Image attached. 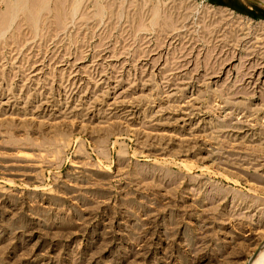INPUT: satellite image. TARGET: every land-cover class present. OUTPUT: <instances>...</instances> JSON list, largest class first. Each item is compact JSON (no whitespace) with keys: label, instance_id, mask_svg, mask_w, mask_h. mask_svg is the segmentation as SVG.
<instances>
[{"label":"rangeland","instance_id":"1","mask_svg":"<svg viewBox=\"0 0 264 264\" xmlns=\"http://www.w3.org/2000/svg\"><path fill=\"white\" fill-rule=\"evenodd\" d=\"M252 1L0 0V264H246L264 240Z\"/></svg>","mask_w":264,"mask_h":264},{"label":"bare ground","instance_id":"2","mask_svg":"<svg viewBox=\"0 0 264 264\" xmlns=\"http://www.w3.org/2000/svg\"><path fill=\"white\" fill-rule=\"evenodd\" d=\"M252 258L249 262H246V264H260L261 258L264 256V240L259 245L258 249L251 255ZM260 262V263H259Z\"/></svg>","mask_w":264,"mask_h":264},{"label":"water","instance_id":"3","mask_svg":"<svg viewBox=\"0 0 264 264\" xmlns=\"http://www.w3.org/2000/svg\"><path fill=\"white\" fill-rule=\"evenodd\" d=\"M252 256H250L248 259H247V262H249L251 260Z\"/></svg>","mask_w":264,"mask_h":264},{"label":"crops","instance_id":"4","mask_svg":"<svg viewBox=\"0 0 264 264\" xmlns=\"http://www.w3.org/2000/svg\"><path fill=\"white\" fill-rule=\"evenodd\" d=\"M249 1L253 2L252 0H249Z\"/></svg>","mask_w":264,"mask_h":264}]
</instances>
